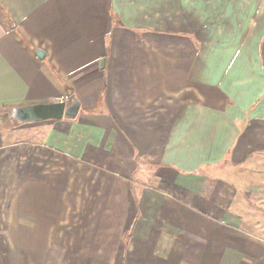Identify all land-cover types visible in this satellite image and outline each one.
<instances>
[{
	"label": "crops",
	"instance_id": "0c3cea01",
	"mask_svg": "<svg viewBox=\"0 0 264 264\" xmlns=\"http://www.w3.org/2000/svg\"><path fill=\"white\" fill-rule=\"evenodd\" d=\"M0 264H264V0H0Z\"/></svg>",
	"mask_w": 264,
	"mask_h": 264
},
{
	"label": "water",
	"instance_id": "95a60500",
	"mask_svg": "<svg viewBox=\"0 0 264 264\" xmlns=\"http://www.w3.org/2000/svg\"><path fill=\"white\" fill-rule=\"evenodd\" d=\"M36 54L41 58L40 51H36ZM78 109L77 103L66 105L64 102H58L13 108L5 116L10 118L12 123L16 122L17 124L60 121L62 119L73 120L77 116Z\"/></svg>",
	"mask_w": 264,
	"mask_h": 264
},
{
	"label": "built area",
	"instance_id": "2783aa9c",
	"mask_svg": "<svg viewBox=\"0 0 264 264\" xmlns=\"http://www.w3.org/2000/svg\"><path fill=\"white\" fill-rule=\"evenodd\" d=\"M62 102V101H61ZM65 102V101H64Z\"/></svg>",
	"mask_w": 264,
	"mask_h": 264
}]
</instances>
